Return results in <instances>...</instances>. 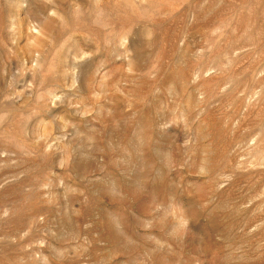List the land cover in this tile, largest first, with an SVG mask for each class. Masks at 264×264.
Returning <instances> with one entry per match:
<instances>
[{"label": "rangeland", "instance_id": "374dc122", "mask_svg": "<svg viewBox=\"0 0 264 264\" xmlns=\"http://www.w3.org/2000/svg\"><path fill=\"white\" fill-rule=\"evenodd\" d=\"M0 264H264V0H0Z\"/></svg>", "mask_w": 264, "mask_h": 264}]
</instances>
